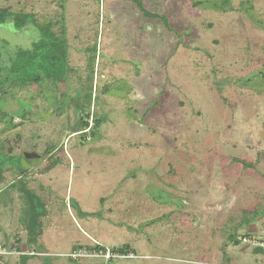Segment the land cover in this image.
I'll list each match as a JSON object with an SVG mask.
<instances>
[{
	"label": "rangeland",
	"instance_id": "rangeland-1",
	"mask_svg": "<svg viewBox=\"0 0 264 264\" xmlns=\"http://www.w3.org/2000/svg\"><path fill=\"white\" fill-rule=\"evenodd\" d=\"M196 1L143 0L165 23L133 0H0L65 26L74 68L48 111L1 105L16 123L0 122V245L32 247L38 210L43 256L0 264H264V0ZM37 39L0 27V66Z\"/></svg>",
	"mask_w": 264,
	"mask_h": 264
},
{
	"label": "trees",
	"instance_id": "trees-1",
	"mask_svg": "<svg viewBox=\"0 0 264 264\" xmlns=\"http://www.w3.org/2000/svg\"><path fill=\"white\" fill-rule=\"evenodd\" d=\"M137 7L147 17H161L165 23L168 22L165 16H158L150 13L144 8L143 0H133ZM203 0L194 2L195 5L203 4ZM212 7L224 10L223 5H216L212 3ZM36 27L38 39L33 41L30 48H19L13 57L10 59V65L0 66V122H6L14 125V116L8 112H2L1 105L9 99H19L24 103L33 102L37 107L43 108L46 111L50 109V98L53 97V102L59 100L64 94L62 87L70 80V72L74 70L70 65L69 60V45L67 37V29L62 26L60 30L54 29V24L47 22L46 24L38 23L36 15L31 12H15L9 8L0 7V27H4L11 32H28L30 26ZM35 30V29H34ZM96 56L93 55L89 60L91 72L87 73L84 82L91 83L89 92L78 91L76 101L72 104L79 110L80 119H85L91 115V98L93 97V79L95 74V66L93 67ZM6 72L7 74L5 75ZM82 99V101L80 100ZM71 104V105H72ZM99 123V118H95ZM89 121H81V128L75 130L82 135H86L93 126ZM96 129V126L94 127ZM93 129V130H94ZM6 152V151H5ZM174 171V170H173ZM24 173L23 171H21ZM20 172V175L22 173ZM29 193L30 191L27 190ZM36 196L30 195L34 200ZM31 212H34L32 214ZM28 216L31 218V223L34 227L27 224L29 230V243L35 249H42L43 247L37 245L38 229L41 228L38 218L40 212L37 210H29ZM36 225V226H35ZM37 227V228H35ZM239 243L238 240H235ZM100 248L101 246H96ZM126 249V248H125ZM120 248L119 251H129ZM262 249V248H259ZM44 251V250H43ZM45 252V251H44ZM30 255H24L28 258ZM43 256V255H42ZM46 257V254L44 255Z\"/></svg>",
	"mask_w": 264,
	"mask_h": 264
},
{
	"label": "built area",
	"instance_id": "built-area-1",
	"mask_svg": "<svg viewBox=\"0 0 264 264\" xmlns=\"http://www.w3.org/2000/svg\"><path fill=\"white\" fill-rule=\"evenodd\" d=\"M247 243V241H245ZM101 246V245H100ZM99 250H96L97 256L104 257L106 260H112L114 258H133L137 255L133 251L129 252H120L119 250H113L106 247L101 246L98 248ZM39 250L35 249L33 246L29 247L27 244H24L23 242L16 241L9 245H0V256H6V258L12 254H20V255H42V253L38 252ZM87 254L85 253V250L79 249L73 251V253L70 255L73 259H80L82 257H85ZM202 264H211L202 262Z\"/></svg>",
	"mask_w": 264,
	"mask_h": 264
},
{
	"label": "crops",
	"instance_id": "crops-1",
	"mask_svg": "<svg viewBox=\"0 0 264 264\" xmlns=\"http://www.w3.org/2000/svg\"><path fill=\"white\" fill-rule=\"evenodd\" d=\"M3 189V188H2ZM1 229V228H0ZM28 230V229H27ZM22 234H23V232H21ZM4 234L5 235H8V233L6 232V230H4ZM29 234V233H28ZM28 236V235H27ZM16 239H22V240H24L25 242H26V240H25V238L20 234V232H18V233H15L14 235H13V237H12V239L11 240H16Z\"/></svg>",
	"mask_w": 264,
	"mask_h": 264
}]
</instances>
